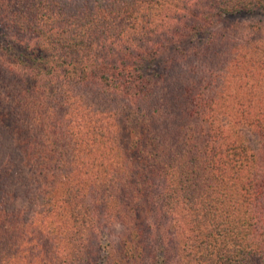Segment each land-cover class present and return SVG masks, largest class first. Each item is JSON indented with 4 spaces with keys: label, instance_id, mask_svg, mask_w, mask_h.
<instances>
[{
    "label": "trees",
    "instance_id": "16d2710c",
    "mask_svg": "<svg viewBox=\"0 0 264 264\" xmlns=\"http://www.w3.org/2000/svg\"><path fill=\"white\" fill-rule=\"evenodd\" d=\"M254 15L0 0V264H264V20L214 30Z\"/></svg>",
    "mask_w": 264,
    "mask_h": 264
},
{
    "label": "rangeland",
    "instance_id": "374dc122",
    "mask_svg": "<svg viewBox=\"0 0 264 264\" xmlns=\"http://www.w3.org/2000/svg\"><path fill=\"white\" fill-rule=\"evenodd\" d=\"M259 19H263L264 20V15H254V16H247L245 18L243 17H235V19L232 20H223V21H219L217 22L216 26L214 27V30H221L224 28H233L234 26H230L233 23H243V24H247L249 23V21H257ZM235 25V24H234ZM242 25V24H241ZM194 41L191 40V43L189 44L188 42L186 44H184V46L188 47V49H192L194 47ZM183 46V45H182ZM175 53L174 52H170V49L162 52L159 56V64H165L166 61L168 60V58L170 56H173ZM157 63V62H155ZM153 63V64H155ZM17 71H24L21 67H16ZM155 220H152L153 223V240L155 242V245H157V243L160 241V237L161 240L163 242V244H166V242L168 241L169 235L166 232L167 230V223L163 220H160V218L158 220H156V224L154 222ZM159 225V226H157ZM122 233V229L118 228V227H106L104 225H101L100 221H98L97 219V229H96V234L94 236V244L95 246H99L100 247V252L103 253L105 248H106V244L109 242L114 243L117 241L118 236ZM159 237V239H158ZM107 249V248H106ZM169 252L167 251L166 256L168 257L169 261L168 264H173L172 260H171V254H168Z\"/></svg>",
    "mask_w": 264,
    "mask_h": 264
}]
</instances>
